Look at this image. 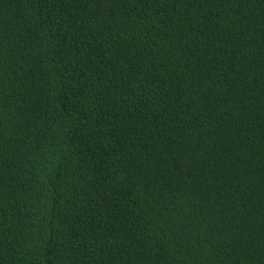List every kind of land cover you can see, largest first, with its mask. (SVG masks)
<instances>
[{"label": "trees", "instance_id": "obj_1", "mask_svg": "<svg viewBox=\"0 0 264 264\" xmlns=\"http://www.w3.org/2000/svg\"><path fill=\"white\" fill-rule=\"evenodd\" d=\"M0 264H264V0H0Z\"/></svg>", "mask_w": 264, "mask_h": 264}]
</instances>
